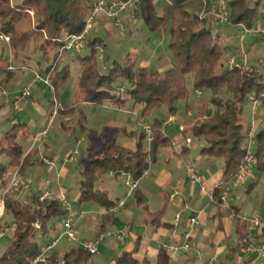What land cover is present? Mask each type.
Listing matches in <instances>:
<instances>
[{
	"label": "trees",
	"instance_id": "obj_1",
	"mask_svg": "<svg viewBox=\"0 0 264 264\" xmlns=\"http://www.w3.org/2000/svg\"><path fill=\"white\" fill-rule=\"evenodd\" d=\"M164 1L165 5L160 13L155 0H141L138 9L131 15L132 19H143L152 32H168L172 65L159 71L142 64L139 55L131 52L120 60L105 61L106 44L97 35L99 30L89 34L81 52L65 48L69 36L83 32L96 1L21 0L14 3L11 0H0V33L11 36L9 46L14 59H17L15 62L22 57L24 62L36 58L37 66L43 68L45 75H49L55 88V93L50 91L51 112L54 99L59 100L63 84L71 75L72 61L79 66L76 94L82 102L99 105L111 102L123 107L126 102L131 101L143 107L142 114L161 106L168 109V117L155 118L151 123L154 133L148 145L143 129L139 134L135 133V148L119 143L114 130L103 136L100 155L85 162L81 171V204L94 202L103 208L114 207L118 200L112 199L97 184L111 170L116 174L126 171L135 178H140L157 159L159 151L172 145L170 136L164 132V126L171 115L178 113L181 101L188 103L190 87L195 91L212 92L209 100L196 111L197 121L189 132L192 138L203 142L200 151L203 156L223 161L224 183H229L237 174L247 154L250 120L245 125L244 104L253 94L264 110V68L255 63L245 67L246 64L242 60L240 62V59V65L229 68L226 57L233 47L222 44L216 27L199 17L209 0ZM227 1L230 18L226 25L264 24V9H260V0L254 4L251 0ZM31 11L34 12L33 16ZM99 18L110 20L104 16ZM259 36L264 40L263 36ZM98 45L104 49L103 59H100ZM14 70L10 64L0 63V75H6L0 83H5L12 77ZM119 86H124V91L118 90ZM77 110V104L63 106L59 110L57 118L61 120L64 129L72 128L63 117L75 115ZM29 135L30 127L26 121H15L4 130L0 118V157L7 156L6 162L0 160V187L7 185L3 178L13 166L16 165L24 175L32 165L45 164L36 149L26 151L24 148L23 143L28 140ZM256 139L255 165L260 171H264V129L257 133ZM138 192L139 188L135 194ZM222 193L223 189L215 188L211 201L219 209L223 208L220 203ZM40 194L41 191L34 205L22 202L15 191L6 194V214L12 217L14 231L11 243L0 255V264H31V260L42 250L37 237H46L49 241L59 233V222L55 218L65 217L68 211L57 197L50 195L40 200ZM136 197L137 204L143 205V198L139 195ZM235 207L236 209L231 206L235 232L240 241L244 242L248 236V224L242 218L240 208ZM115 215V212L103 215L101 232L106 230L109 223L114 222ZM36 222L40 228L35 226ZM242 247H231V254L242 250ZM137 251L138 247L135 246L132 250L115 255L114 264H139L135 256ZM61 254L64 264H91L93 256L82 246L72 247L65 252L55 248L46 262L38 261L36 264H55ZM168 263V253L161 248L157 264ZM256 264H264V260Z\"/></svg>",
	"mask_w": 264,
	"mask_h": 264
},
{
	"label": "rangeland",
	"instance_id": "obj_2",
	"mask_svg": "<svg viewBox=\"0 0 264 264\" xmlns=\"http://www.w3.org/2000/svg\"><path fill=\"white\" fill-rule=\"evenodd\" d=\"M12 2H19L21 0H11ZM156 8L161 13L163 11V7L165 5L164 0H155ZM258 0H251L252 4H254ZM260 9H264V0H260ZM33 16L34 12H30ZM103 18H98V23L100 25V29L97 33L99 37H101L106 44V57L105 61L113 59H122L127 53H136L139 55L140 59L148 60V64L151 65L154 69L155 67H166L165 65H172V54L168 49V40L169 34L168 32L159 33L152 32L149 30L143 19L136 17V19H132L129 12H124L120 15V23H116L115 20L110 19L107 20L104 25L102 21ZM106 20V19H105ZM123 24V27H122ZM216 31L220 33V39L222 44H226L233 47V50L227 54L226 63L231 57H235L236 62L238 59L243 61V64H246L245 67H249L250 64H257L264 68V40L259 35L256 34H248L241 38V25H225L222 28H216ZM11 38V36H10ZM264 38V37H263ZM7 42V41H6ZM4 48V49H3ZM4 50V59L7 60L9 56V49L4 41L0 40V50ZM11 50V49H10ZM12 52V51H11ZM13 54V52H12ZM36 58L32 59L31 63L28 61L25 62L26 67H18L15 68L13 79L7 85L4 82L0 83V87H4L8 92L7 96H0V102L6 101L8 105H6L0 113L1 116V124L4 130L8 129L13 122L15 121H29L31 118H38L39 112L32 105L28 106V110H16L13 108L11 102L16 98L17 94L23 89L24 85L32 84L31 97L26 101L30 103L33 99L38 100L39 94H37V90L42 88L45 90L44 94L46 99L50 96V90L47 85H45L41 81H35V73L39 72L43 77L45 76L43 72V68L40 66H36ZM228 60V61H227ZM19 62H17L18 65ZM2 64H7L3 62ZM30 64L32 67H30ZM11 68V67H10ZM72 72L69 78L63 84V87L60 92V100L68 105H78V110L75 115H67L69 120L64 121L71 126V130L64 129L62 127L61 120L57 117L54 119L52 127L48 135L44 138V142L48 145L47 150L43 149L42 152L47 154L50 157L56 159V167L51 168L45 165H38L37 172L30 175L29 177H25L24 180H32L30 187L27 189L15 190L16 196L22 200L24 203L34 205L36 197L40 192L39 183L37 182V177L40 174H44L46 178L49 179L50 185L49 190L51 192V196L57 197L58 194L63 191L70 203L72 210L78 211L79 213H84L85 216L90 219L88 227L84 225V223L78 219L75 222L76 230V240L69 241L64 238L61 240L56 249H69L70 247H78L82 246L84 239L85 241L93 240L94 235L96 234L99 228V221L97 219L98 212L102 211L101 207L94 202H86L81 204L79 202V197L81 194L79 180L81 179V171L83 169L84 163L88 162L90 159L95 158L100 155V148L103 143L104 135L107 133H111L113 130L118 135L119 143L123 145H133V141L128 142L130 139L134 140L131 137L126 139L123 135L124 129H118L115 126H110L111 121L118 120V116H122L125 119V126L127 129H132L139 134L140 131V121L144 123H152L155 118H166L168 117V109L166 106H161L159 108L153 109L152 111L142 114V106H139L140 112V120H138V115L133 113V102L128 101L126 104L121 107L122 111H119L116 105H99L92 104L85 105L79 98L78 94H76L77 90V77L79 74V66L75 61L71 62ZM2 80L5 78L4 74L1 75ZM2 85V86H1ZM12 87V88H11ZM191 88V96L188 100L189 109L191 111H186L184 115L183 122L181 120L172 122L176 120L177 116L171 115L167 123H170L169 126L170 132L169 135L171 138H175L181 134L179 129L180 124L185 125L187 130L186 136H191L189 130L193 126V124L197 121L196 111L199 106L206 103L212 92H202L200 96L196 93V91ZM36 90V91H35ZM59 100V101H60ZM82 102V103H81ZM182 102V101H181ZM180 102V103H181ZM179 103V111L183 113L186 109V102L183 101L180 105ZM11 104V105H10ZM43 106H46V101L40 102ZM80 105V106H79ZM192 105V107H191ZM119 107V106H118ZM252 108L249 100H246L244 104V113H243V121L245 125H248ZM4 115H8V118L4 119ZM192 116L193 119L190 121L185 119L187 117ZM174 118L171 119V118ZM64 118V117H63ZM257 121V132L264 129V110L259 106L258 112L256 114ZM108 125V127H107ZM164 126V127H165ZM112 130V131H111ZM106 131V132H105ZM105 133V134H104ZM137 136V135H136ZM192 137V136H191ZM80 140L82 144L77 146V140ZM20 141H22L20 139ZM128 142L129 144H125ZM196 139H194V143H198ZM149 143L147 142L146 145ZM24 148L27 149L28 143L27 141L23 143ZM198 147L193 149L196 155H200L201 145L198 144ZM39 146V145H37ZM36 146V151L38 156L42 159L45 154L40 155L39 148ZM172 146V145H171ZM79 149V153L75 155V159L71 162L65 161L66 158L69 157L71 153L75 151V149ZM34 149V150H35ZM253 149L256 150V145L253 146ZM33 150V151H34ZM1 161L6 162L7 156L0 157ZM220 162H223L220 160ZM198 164V162H197ZM16 166V165H15ZM13 166V168H15ZM51 171V172H50ZM50 172V173H49ZM60 177V180L57 178ZM258 181L257 185L253 187L251 190H247V188L251 185V183ZM123 188V187H122ZM234 190V189H233ZM239 199H236V196L233 193H229L228 200L232 205L236 204H244L243 212H248L253 208L259 209L262 213H264V171H260L257 165H254L252 168L251 174L247 177L245 187L239 189ZM134 207H137L134 205ZM230 210H232L230 208ZM84 211V212H82ZM233 213V210H232ZM243 214V213H242ZM64 217H56L55 221L63 224ZM1 223L3 225H9L10 229L7 235L0 239V255L4 252V250L8 247V245L12 241L14 226L12 223V217L9 214L5 213L4 218ZM58 224V223H57ZM85 228L89 229L85 231ZM110 231H113L110 228ZM116 231V230H115ZM106 232V231H104ZM101 232V233H104ZM114 232V231H113ZM121 233V232H120ZM123 233V232H122ZM99 237V236H98ZM99 247V252L92 256V264H99L101 261H107V264L111 262V258L113 256V251L109 248L107 244L108 240ZM38 242L41 247L46 244L48 238L39 236L37 237ZM264 240V239H259ZM257 240V241H259ZM130 242V239H127L126 244ZM132 242V240H131ZM125 246V244H124ZM123 246V247H124ZM245 253V252H244ZM248 254V253H247ZM63 256L61 254L58 259ZM250 256V254H249ZM252 256V255H251ZM256 257V256H253ZM252 258V257H251ZM261 260V259H259ZM203 259L195 258L191 260L189 264H201Z\"/></svg>",
	"mask_w": 264,
	"mask_h": 264
},
{
	"label": "crops",
	"instance_id": "obj_3",
	"mask_svg": "<svg viewBox=\"0 0 264 264\" xmlns=\"http://www.w3.org/2000/svg\"><path fill=\"white\" fill-rule=\"evenodd\" d=\"M92 1L95 2L96 0ZM100 21H102L104 25L107 22V20L105 19H102ZM4 42L8 47H10V42ZM3 49L0 50V63L5 62L7 64H10L14 68L25 65L23 57L18 60L19 63L17 65L18 61L15 62V60L17 59H14V55L11 52L12 50H10L11 48L8 51L9 56L7 60L4 59L3 57L5 56ZM28 61L31 63L32 58L26 60L27 63ZM141 62L142 64L149 66L150 69L159 71L165 70L171 66L167 63L165 65L166 67L157 66L155 67L157 69H154L153 67H151V65L148 64V60L141 59ZM30 67H32L31 64ZM14 74L5 82L6 85L13 79ZM4 76L6 75L4 74ZM44 92L45 90L39 88L37 90V94H39L38 100L33 99L30 103L25 102L22 107V110H28V106L32 105L39 112L40 116H38V118H31L29 121H26L30 127V135L27 140L28 147L26 151L33 150L37 145H39L37 147L39 148L40 155H44L45 153L42 152L43 149L47 150L46 148H48V145L46 144V142H44V138L46 136H40L35 143L34 140L35 137L46 128L49 116L51 114V103L49 100L50 96L48 97V99H46L45 95H43ZM42 101H46V106L42 107V105L40 104V102ZM60 102L63 106H68L61 100ZM83 103H85V105H91V103L88 102ZM181 103L180 105H182ZM6 105L8 104L5 100L0 102V113ZM105 105L116 104L109 102L104 104V106ZM116 106L119 111H122L121 107H118V105ZM182 106H184V104ZM188 106L189 103H186V109H184L185 111L183 113L178 111V113L176 114V120L172 122L178 120H181L183 122V114L191 111L189 109L190 107ZM133 113L138 115V117L140 116L138 105L133 104ZM5 118H8V115H4V119ZM185 119L191 121L193 117L190 116ZM138 120H140V117L138 118ZM110 123V126L113 125L118 129H124L125 132H123V135L126 139H129L128 137H131L132 139L136 137V139L134 138V140L130 139L128 141H133L134 143H131L133 145H126L131 148L136 147L137 136L135 133L137 132L132 129H127V127L125 126L124 117L118 116V120L111 121ZM170 123H167L164 127V132L167 135H169L170 132ZM139 124L140 131H142L143 126L150 123H144L143 121H140ZM186 137L187 136L183 133L175 138L170 137L172 140V146L163 148L159 151L157 159L150 164L148 174L144 176L140 181L138 194H134V196L127 201L124 207L119 208L117 211H115L116 215L114 222L109 223L105 231H110V228H112L115 233L122 235L123 239L119 240L116 236H107L103 241L98 243V250L96 252H99V247L106 241V239L111 238L110 240H108L107 244L113 251V256L111 258V262H109L108 264H114L115 255L122 254L124 251L132 250L135 246L138 247V251L135 256L139 260V264H157L162 242L168 240L170 236L173 235V221L178 212H180L182 215L180 224L177 227V233L179 234L185 230L187 221L191 216L199 215L201 219V225L198 227V230L195 234L194 242L200 247L201 255H196L194 253H181L173 262V264H189L191 260L200 257L203 259V262L201 264H256L260 261L257 257H253L255 255L251 256L250 254L249 256V254L244 253L243 250H239L236 253L231 254L230 248L240 245V239L235 232L236 225L233 219L232 210L226 208L219 209V207L211 202L209 196L205 192L201 191L200 187L189 178L186 169L187 164H192L195 169L204 177L209 190L214 191L217 184L223 183L224 181L223 162H220V159L208 158L206 156H203L201 152L200 155H196L195 152H193V149L195 147H198V144L203 146V142L199 141L198 143H194V138H192V142L186 144ZM128 142H126L125 144H129ZM76 144L78 146L79 144H82V142L78 139ZM45 155L48 156L47 154ZM38 165L39 164L36 163L29 167L24 175L20 173L22 179L24 180L25 177H29L30 175L34 174V172H37ZM44 165L48 166L46 164ZM12 169H18V167ZM57 180H60V177H58ZM37 182L39 183L40 191L45 185L49 189L50 181L44 174H40L37 177ZM257 183L258 181L255 180V182L251 183L247 190H251L257 185ZM97 186L104 189L114 200H119L120 198L125 196L126 189L122 180L117 177H112L109 174H107L104 179L97 184ZM242 187H245V184L239 188L232 190L230 193H233L236 196V199H239V189ZM137 195L143 198V205L146 207L137 204ZM134 205H136L137 207H134ZM230 205L235 209V206L240 208V214L242 218L244 216H250L256 213L260 214L262 217V226L252 233L251 239L253 241L264 239V213H262L257 208H253L250 211L244 213V204L232 205L230 203ZM100 207L102 211L98 212L97 214V219H100L99 228L93 237L94 239L89 241H85L86 239H84L83 243L96 241L101 233L100 222L103 215L105 214H102L104 208L102 206ZM73 215L75 222L78 217V219L88 227L90 219H88V217L85 216L84 213H79L78 211L73 210ZM62 225V223H59L57 225L59 232L63 228ZM86 230L88 231L89 229L85 228V231ZM127 239H130V242L126 244ZM68 240L70 241V239ZM69 249L61 250L65 252ZM99 264H107V261L104 262L103 260Z\"/></svg>",
	"mask_w": 264,
	"mask_h": 264
},
{
	"label": "built area",
	"instance_id": "obj_4",
	"mask_svg": "<svg viewBox=\"0 0 264 264\" xmlns=\"http://www.w3.org/2000/svg\"><path fill=\"white\" fill-rule=\"evenodd\" d=\"M141 0H96L93 9L91 10L87 21L85 28L83 32L79 35H72L69 36L65 48L73 50L74 52H81L85 46V42L89 34L92 32H96L99 30V23L98 18L100 16L107 17L109 19L115 20L116 23H120V15L124 12H129L130 15H133L135 11L138 9L139 4ZM199 17L201 19H205L211 26L214 27H220L224 26L229 23L230 18V10L228 6L227 0H209L207 2L206 7L200 11ZM123 27V24H122ZM248 34H256L261 35L264 37V24L258 22L255 24H252L250 26L241 24V38H244V36ZM0 40H4L7 42H10L11 38L9 35L5 33H0ZM99 52H100V59H103L104 56V49L101 45L97 46ZM235 65H240V63L236 62L235 57H231L228 61V66L230 69H232ZM35 81H41L45 85L48 86L51 93H55V88L51 84L49 75H45L44 77L39 73H35L34 77ZM2 80V76L0 75V81ZM2 86V85H1ZM118 90L121 92L124 91V86H119ZM31 91H32V84H28L23 87V89L17 94L16 98L11 102L12 106L16 110H21L24 103L31 97ZM196 93L198 96L202 94L200 90H196ZM0 95L7 96L8 92L4 87H0ZM249 101L252 108V115L250 117V129L248 131V150L247 154L240 166L239 171L237 174L232 178V180L229 183H219L215 188H221L223 189V193L221 196V206L226 209H230L231 205L228 200L229 193L236 188L241 187L245 184L247 177L251 174L252 168L255 165L256 162V156H255V150L253 149V146L257 144V121H256V114L258 112V108L260 106V101L255 95L249 96ZM62 104L59 102L58 99H54V106L52 108V112L48 119V124L46 128L40 132L34 140V143L38 140L40 136H47L50 128L52 127V124L54 122V119L57 117L59 110L62 109ZM65 120H69L68 116L64 117ZM171 119L174 120L172 117ZM181 133L186 134L188 128L181 124L179 127ZM143 130L145 132V136L147 139V142L150 143L153 139V127L151 124H145L143 126ZM186 144H189L192 142V137L187 136L185 138ZM79 153V149H75L73 153L69 155L68 158L65 159V161L71 162L75 159V155ZM43 162L48 165L51 168L56 167V159L51 158L49 156H43L42 157ZM187 173L189 178L196 183L201 191L205 192L210 200L212 201L214 196L213 192L210 191L208 186L206 185V181L204 177L195 169V167L192 164H187L186 166ZM148 169L144 171L143 175L140 178H135L131 173L126 171H121L118 174H116L114 171H110L109 175L112 177L120 178L125 186V196L120 198L117 202V204L114 207L111 208H104V211L102 214H107L109 212H115L119 208H122L126 205L127 201L132 198L136 192V190L140 186L141 179L148 174ZM5 181H7V185L0 187V239L4 238L7 233L9 232L10 226L9 225H3L1 223L2 219L5 216L6 213V206H5V196L7 193L15 190L20 189H27L30 187L32 180H23L21 177V174L19 172V169H11L7 173H5L4 178ZM51 192L45 185L43 189L41 190V194L39 196L40 200H44L46 197L50 196ZM58 199L60 200L62 206L68 211L67 215L64 217L63 220V228L61 231L53 235L50 240L44 245L42 250L39 254L35 256L31 260V264H36L38 261H44L46 262V259L48 255H50L51 252L57 248L59 243L62 239L67 238L70 240L76 239V226H75V219L73 215V210L70 206V203L68 201L67 195L61 191L58 194ZM234 216V213H232ZM182 215L180 212H178L174 218L173 223V229L172 233L173 235L170 236V238L161 244V248L165 250L168 253L169 256V263L173 264V262L178 258V256L181 253H194L196 255H201V249L198 245L194 242L195 234L198 230V227L201 225V219L199 215L191 216L186 224V228L182 233H177V227L180 224ZM243 219L248 224V236L244 240V242L240 241V245L243 246L242 250L245 253L255 255L258 259L264 260V240L259 241H253L251 239L252 233L255 230H258L262 226V217L260 214L256 213L250 216H244ZM35 226L37 228H40V225L38 222L35 223ZM107 236H116L119 240L123 239L122 235H119L113 231H106L104 233H100L98 239L94 242H84L83 247L89 250L92 254H95L98 250V243L103 241ZM65 261L63 257L61 256L55 264H64Z\"/></svg>",
	"mask_w": 264,
	"mask_h": 264
}]
</instances>
